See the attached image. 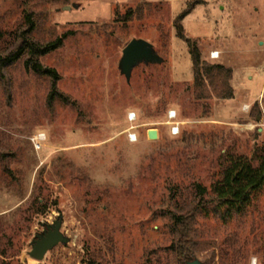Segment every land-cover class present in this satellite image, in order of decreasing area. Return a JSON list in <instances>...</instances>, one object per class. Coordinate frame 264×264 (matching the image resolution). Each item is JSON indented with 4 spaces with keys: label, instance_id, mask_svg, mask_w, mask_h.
I'll return each mask as SVG.
<instances>
[{
    "label": "rangeland",
    "instance_id": "obj_1",
    "mask_svg": "<svg viewBox=\"0 0 264 264\" xmlns=\"http://www.w3.org/2000/svg\"><path fill=\"white\" fill-rule=\"evenodd\" d=\"M25 9L34 41L72 34L40 58L69 102L50 104L51 80L22 62L0 81V264H179L171 216L198 202V188L211 199L231 157L264 148V0H0V31L20 28ZM132 39L164 62L139 65L127 82L119 63ZM193 46L201 63L231 69L232 99L199 98ZM56 223L66 243L36 260L33 242ZM191 240L202 264H264V189L241 213L207 205Z\"/></svg>",
    "mask_w": 264,
    "mask_h": 264
},
{
    "label": "trees",
    "instance_id": "obj_2",
    "mask_svg": "<svg viewBox=\"0 0 264 264\" xmlns=\"http://www.w3.org/2000/svg\"><path fill=\"white\" fill-rule=\"evenodd\" d=\"M48 1L51 4L61 5L69 3V0ZM197 4H190L179 20L188 16ZM36 29L34 14L25 9L23 24L20 28L12 32L0 31V81L4 79L3 74L8 68L22 62L24 67L30 69L35 76L48 77L51 80L50 104L58 98L68 103V98L56 90L60 77L55 70L45 68L40 58L62 48L63 42L72 34H64L52 42L38 43L32 38ZM180 36L184 39L182 33ZM190 56L193 58L196 88L201 92L199 98L228 100L234 97V90L230 85L233 72L230 69L218 64L201 63L197 46L191 48ZM261 150L258 155L255 154L250 159L231 157L229 165L221 172V180L211 186V199H206L203 195L204 190L198 188V202L191 201L187 205L189 210L186 214L171 216L172 234L175 238L172 250L179 264H187L193 260L192 256L198 251V244L191 240V226L199 212L207 205L214 204L219 209H226L227 213H241L248 206L251 196L264 189V148ZM84 264L98 263L88 260Z\"/></svg>",
    "mask_w": 264,
    "mask_h": 264
},
{
    "label": "water",
    "instance_id": "obj_3",
    "mask_svg": "<svg viewBox=\"0 0 264 264\" xmlns=\"http://www.w3.org/2000/svg\"><path fill=\"white\" fill-rule=\"evenodd\" d=\"M76 8L75 5L65 6L62 9L70 11ZM164 62L162 57L156 54L153 46L142 39H132L122 51L121 60L119 63L120 75L126 78L127 82L131 80L132 71L141 64L157 65ZM147 137L149 140H158V132L156 130L148 131ZM60 224L56 223L43 236L37 237L33 242V251L31 256L36 260H41L48 249L53 248L61 243L65 244L66 239L60 235ZM187 264H202L198 259L188 262Z\"/></svg>",
    "mask_w": 264,
    "mask_h": 264
},
{
    "label": "built area",
    "instance_id": "obj_4",
    "mask_svg": "<svg viewBox=\"0 0 264 264\" xmlns=\"http://www.w3.org/2000/svg\"><path fill=\"white\" fill-rule=\"evenodd\" d=\"M211 59H218L219 55L217 52H211L210 55ZM127 120L129 123V128L126 130V137L127 141L130 143H137L138 137L135 132V129L137 128L133 123L136 121V115L134 113H129L127 116ZM169 127L170 135L173 137H176V135L180 132V123L177 121V113L176 111H169L166 116V120L164 122ZM43 136V135H42ZM42 136H37L35 138H32L31 141L33 144L38 146V143L43 140Z\"/></svg>",
    "mask_w": 264,
    "mask_h": 264
},
{
    "label": "crops",
    "instance_id": "obj_5",
    "mask_svg": "<svg viewBox=\"0 0 264 264\" xmlns=\"http://www.w3.org/2000/svg\"><path fill=\"white\" fill-rule=\"evenodd\" d=\"M218 53V52H217ZM220 56V55H219ZM211 58V57H210ZM212 60H214V59H212ZM231 70V69H230ZM232 72V71H231ZM232 87V86H231Z\"/></svg>",
    "mask_w": 264,
    "mask_h": 264
}]
</instances>
